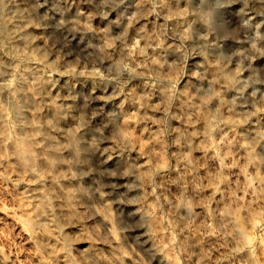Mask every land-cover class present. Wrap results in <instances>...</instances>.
<instances>
[{
	"label": "rangeland",
	"instance_id": "obj_1",
	"mask_svg": "<svg viewBox=\"0 0 264 264\" xmlns=\"http://www.w3.org/2000/svg\"><path fill=\"white\" fill-rule=\"evenodd\" d=\"M8 2L42 41L14 51L0 35L4 139H23L28 71L53 75L87 168L65 152L69 170L39 156L21 178L0 146V264H264V0ZM38 191L71 193L59 227L34 224Z\"/></svg>",
	"mask_w": 264,
	"mask_h": 264
},
{
	"label": "bare ground",
	"instance_id": "obj_2",
	"mask_svg": "<svg viewBox=\"0 0 264 264\" xmlns=\"http://www.w3.org/2000/svg\"><path fill=\"white\" fill-rule=\"evenodd\" d=\"M8 3V0H0V35L12 41V48H15L14 51L17 50L18 47L38 50L42 39L34 35L32 24L27 14L23 12V7L17 3H13V5L9 6ZM4 11H10L13 19H4L2 16ZM178 12H180V10ZM5 70L6 67L0 64V77L3 76ZM28 75L31 77V80L27 77L30 81L26 80L23 82L22 86L24 92L22 96L26 98V101H30L28 98L41 95L47 107V113L44 114V116H40L30 109L32 105H30V102V104H27L26 101L24 105L17 106L15 109V118L19 130L23 134V139L19 142H6L7 140L4 139L3 136L4 127L1 121L0 146L6 145L13 150L15 161L20 165L22 170L20 173L21 178L34 175L39 165V160L37 159L39 156L40 162L46 161L50 167L55 168L62 166L64 170H69V167L64 161L65 152L71 153L73 158L86 169V152L83 148L84 146L81 144V137L78 132L73 131L75 129L72 130V128L70 129L67 125L66 117H68L70 110L63 107L57 99L54 76H36L32 71H28ZM220 75L223 81L230 85L235 78V74L225 67L220 69ZM7 85L8 84L5 83L0 84L3 89L7 87ZM233 85H235V82ZM0 118H4L2 111H0ZM55 130L62 132L67 139H65V141L63 140V142H61L62 140L59 141L55 137L56 135L54 136ZM117 135L122 141H128L130 139L129 134L122 130L118 131ZM259 136L258 134L257 137ZM40 141L43 142L42 148H38ZM45 149L48 151L47 153L46 151L44 152ZM31 198L35 199L37 204L39 203V206H41L39 213L35 217V220H33L34 224L40 226V228H43L42 216L49 218L54 222L56 227H59V216L66 214L68 207L73 205L71 193H68L65 198L66 205L61 204L60 201L51 199V197L46 198L43 191H38L37 194ZM100 217L109 223L113 221V211L108 203L105 204L104 213L101 214ZM42 236L52 237L46 233L45 235L42 233Z\"/></svg>",
	"mask_w": 264,
	"mask_h": 264
}]
</instances>
